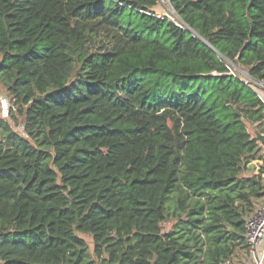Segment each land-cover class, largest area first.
I'll return each mask as SVG.
<instances>
[{
    "label": "trees",
    "instance_id": "1",
    "mask_svg": "<svg viewBox=\"0 0 264 264\" xmlns=\"http://www.w3.org/2000/svg\"><path fill=\"white\" fill-rule=\"evenodd\" d=\"M234 64L264 81V0H0L27 134L0 116V264L252 261L264 102Z\"/></svg>",
    "mask_w": 264,
    "mask_h": 264
},
{
    "label": "rangeland",
    "instance_id": "2",
    "mask_svg": "<svg viewBox=\"0 0 264 264\" xmlns=\"http://www.w3.org/2000/svg\"><path fill=\"white\" fill-rule=\"evenodd\" d=\"M158 13L161 15L168 16L172 19H178L179 16L174 10V8L171 6L169 1H160V3L154 8ZM101 42L97 41L96 46H101ZM234 69H236L237 74L243 78L244 75H247L249 72L247 69L239 66L238 64L232 65ZM0 94L6 97L9 100L10 103V109L14 108L15 117H17V120L14 121L13 117H11V113H9V119L10 123L12 124L13 128L18 131H21V127L23 126V116L18 113L17 108L15 105L12 104V101L9 99V97L6 95V92L4 90V87L0 85ZM16 108V110H15ZM247 128L251 135L254 138L259 139V144L261 146V151L257 154V158L252 160L250 163L245 166L243 169L241 175L242 176H253V175H261L262 181L264 183V136L262 135L263 129H264V122L262 124H251L247 123ZM262 204H264V199H260L258 202H256L255 209H258ZM81 236L85 237L87 241L89 242L90 246L93 247V240L92 236L88 233H80ZM233 264H255V261H251V257H249L248 253H238L233 259Z\"/></svg>",
    "mask_w": 264,
    "mask_h": 264
},
{
    "label": "built area",
    "instance_id": "3",
    "mask_svg": "<svg viewBox=\"0 0 264 264\" xmlns=\"http://www.w3.org/2000/svg\"><path fill=\"white\" fill-rule=\"evenodd\" d=\"M172 20L182 27L179 18ZM229 69L233 75H236L233 68L229 67ZM242 79L245 84L250 85L255 89L260 99L264 102V81L253 78L249 73L244 75ZM9 113V100L0 94V116L7 119L9 118ZM21 131L27 136L24 126L21 127ZM246 230V237L250 245L252 260L255 261V264H262L264 261V204L258 209H255L250 218H248L246 222Z\"/></svg>",
    "mask_w": 264,
    "mask_h": 264
},
{
    "label": "clouds",
    "instance_id": "4",
    "mask_svg": "<svg viewBox=\"0 0 264 264\" xmlns=\"http://www.w3.org/2000/svg\"><path fill=\"white\" fill-rule=\"evenodd\" d=\"M230 66H228V68H229ZM242 79V78H241ZM243 80V79H242Z\"/></svg>",
    "mask_w": 264,
    "mask_h": 264
},
{
    "label": "water",
    "instance_id": "5",
    "mask_svg": "<svg viewBox=\"0 0 264 264\" xmlns=\"http://www.w3.org/2000/svg\"><path fill=\"white\" fill-rule=\"evenodd\" d=\"M257 260H259V259H257Z\"/></svg>",
    "mask_w": 264,
    "mask_h": 264
}]
</instances>
